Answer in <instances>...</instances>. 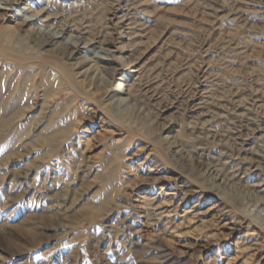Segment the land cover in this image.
I'll use <instances>...</instances> for the list:
<instances>
[{
    "label": "rangeland",
    "instance_id": "obj_1",
    "mask_svg": "<svg viewBox=\"0 0 264 264\" xmlns=\"http://www.w3.org/2000/svg\"><path fill=\"white\" fill-rule=\"evenodd\" d=\"M0 7V264H264V0Z\"/></svg>",
    "mask_w": 264,
    "mask_h": 264
},
{
    "label": "bare ground",
    "instance_id": "obj_2",
    "mask_svg": "<svg viewBox=\"0 0 264 264\" xmlns=\"http://www.w3.org/2000/svg\"><path fill=\"white\" fill-rule=\"evenodd\" d=\"M1 9H4L3 7H0ZM24 19H25V21L22 23L23 25L22 26H26L29 22H31L32 20H33V18H25L24 17ZM30 31H33V32H36V29L34 30V29H31ZM38 32H41L40 30L38 31ZM59 32V31H58ZM48 33V32H47ZM49 34V33H48ZM60 37H62L60 34H57V33H53L52 32V39H46V40H42L41 39V43L42 44H45V45H52V46H54L55 47V44H54V40H56V39H59ZM58 41V40H57ZM75 45V44H74ZM55 48H59V50H60V52L64 55V56H69V57H73L74 55V53L76 52V50L75 51H73L72 50V52H70L69 54H67V51H68V48L67 47H65V45L63 46H59V44H57L56 45V47ZM76 48V47H75ZM214 169V168H213ZM218 181V180H217ZM258 204V203H257ZM250 206H251V204H250Z\"/></svg>",
    "mask_w": 264,
    "mask_h": 264
}]
</instances>
